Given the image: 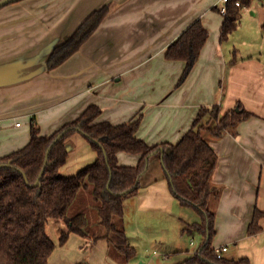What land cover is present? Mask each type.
Returning <instances> with one entry per match:
<instances>
[{
    "label": "crops",
    "instance_id": "obj_1",
    "mask_svg": "<svg viewBox=\"0 0 264 264\" xmlns=\"http://www.w3.org/2000/svg\"><path fill=\"white\" fill-rule=\"evenodd\" d=\"M221 3L21 0L1 7L0 158L29 142L23 122L34 120L40 134L50 136L91 105L101 111L96 123L119 125L140 117L136 136L155 146L177 144L201 107L217 105L225 113L241 104L252 116L239 123L234 133L209 138L218 158L211 177L217 195L209 204L216 232L212 247L226 246L222 255L229 259L248 258L250 264H264V217L259 233H247L254 209L264 212V50L255 55L244 48L238 50L228 39L220 41L223 16L213 8L219 9ZM112 4L114 9L78 52L48 71L46 62L52 50L93 11ZM198 19L208 38L186 80L178 85L185 64L167 60L165 52ZM65 145L68 158L60 169L64 176L74 175L97 157L79 133L70 135ZM117 159L121 166H135L140 155L119 153ZM159 161L162 168L160 156ZM163 191L174 199L164 172L141 185L137 194L155 192L154 200L159 203L157 195ZM90 238L94 244L102 240L106 257H113L106 239L91 235L82 239ZM180 251L184 259L194 253ZM93 254H75L64 264H98Z\"/></svg>",
    "mask_w": 264,
    "mask_h": 264
},
{
    "label": "trees",
    "instance_id": "obj_2",
    "mask_svg": "<svg viewBox=\"0 0 264 264\" xmlns=\"http://www.w3.org/2000/svg\"><path fill=\"white\" fill-rule=\"evenodd\" d=\"M250 3L251 0H228L224 14L213 8L223 16L221 42L237 30L242 9ZM110 11L109 5L93 11L65 42L52 50L46 62L47 70L56 69L78 52ZM207 38L208 32L198 19L168 46L165 58L185 64L178 85L186 80L196 64ZM100 113V108L91 105L77 119L50 136L41 135L39 126L32 120L29 142L0 158V164H10V167L0 169V264H48L56 248L46 232L50 220L66 226L60 234L59 246L65 245L71 234L82 238L91 235L87 231V213L68 215L80 191L90 186L98 203L95 206L98 224L106 231L104 236L96 239H106L112 249L125 256L128 264L135 256V250L115 219L124 214V200L138 193L141 178L149 169V159L156 154L162 160L164 177L174 198L200 216L199 222L187 224L182 232L189 236H201L202 243L179 264H250L248 258H218L212 247L216 232L214 213L209 204L217 195L211 177L218 158L209 138L218 139L226 133H234L239 123L252 115L241 104L225 113H221L217 105L201 107L192 127L177 144L149 146L136 136L140 117L119 125L96 123ZM65 130L49 151L44 172L35 186L47 149ZM74 133L81 134L89 142L97 157L91 165L74 175L64 176L60 169L68 158L65 141ZM119 153L140 155V159L135 166H121L117 159ZM129 189L133 190L123 194ZM263 217L264 212L255 208L247 227L248 235L261 231L259 222ZM76 264L89 263L81 261Z\"/></svg>",
    "mask_w": 264,
    "mask_h": 264
},
{
    "label": "rangeland",
    "instance_id": "obj_3",
    "mask_svg": "<svg viewBox=\"0 0 264 264\" xmlns=\"http://www.w3.org/2000/svg\"><path fill=\"white\" fill-rule=\"evenodd\" d=\"M110 6L112 9L115 7L113 4ZM261 23H264V0H251L248 7H243L240 28L229 36V42L238 50L244 48L258 55L261 49L264 50V24L260 30L255 29L257 26L260 27ZM23 126L30 133L31 123L23 122ZM154 175H163L159 156L156 155L150 157L149 170L142 176L141 185L149 182ZM137 195L134 194L124 200V214L121 218L115 219L117 225L124 229L129 245L135 250V256L128 264H179L185 257L181 256L180 250L189 249L195 252L198 249L202 243L201 237L183 234L181 230L186 223L200 221V216L193 209L182 206L166 191L158 193L159 203L154 200L155 192L145 196ZM96 205L98 203L93 198L90 186L80 191L68 215L87 213V231L93 236L101 237L106 231L98 224ZM65 230L66 226L62 222L50 220L46 225V232L56 245L48 264H64L65 261L74 258L75 254L86 257L94 251L93 256L95 255L98 264H127L125 256L115 249L109 252L113 256L111 259L109 256L106 257V248L102 240L94 244L92 238L84 241L78 235L72 234L65 245L59 246L60 234ZM191 240L194 241L192 247Z\"/></svg>",
    "mask_w": 264,
    "mask_h": 264
},
{
    "label": "water",
    "instance_id": "obj_4",
    "mask_svg": "<svg viewBox=\"0 0 264 264\" xmlns=\"http://www.w3.org/2000/svg\"><path fill=\"white\" fill-rule=\"evenodd\" d=\"M18 1H20V0H0V8L1 7H4L5 5H8L10 3H15V2H18ZM65 132H66V130L64 132H62L61 134H59L57 136V138L52 142V144L47 149L46 155H45V160H44V165H43V168H42V170H41V172L39 174V177H38L37 181L34 184L35 186H37L39 184L40 178H41V176H42V174L44 172V169H45V166H46L47 160H48L49 151L51 150L52 146L64 135ZM166 152H168V151H166ZM4 167H10V164H0V169L1 168H4ZM132 190L133 189H129L126 192H124L123 194H126L128 192H131ZM139 264H142V263H139Z\"/></svg>",
    "mask_w": 264,
    "mask_h": 264
},
{
    "label": "built area",
    "instance_id": "obj_5",
    "mask_svg": "<svg viewBox=\"0 0 264 264\" xmlns=\"http://www.w3.org/2000/svg\"><path fill=\"white\" fill-rule=\"evenodd\" d=\"M228 0H222L221 6L219 7L220 13L224 14L226 12V2ZM237 6H239V3H236ZM20 123H16V126H19ZM227 250L226 246L220 247V248H216L215 249V253L217 255L218 258L223 257V253Z\"/></svg>",
    "mask_w": 264,
    "mask_h": 264
}]
</instances>
